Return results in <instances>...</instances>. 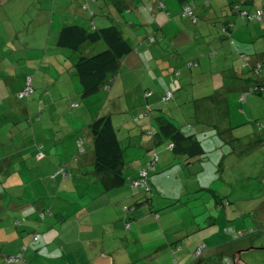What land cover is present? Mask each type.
<instances>
[{
	"label": "rangeland",
	"instance_id": "obj_1",
	"mask_svg": "<svg viewBox=\"0 0 264 264\" xmlns=\"http://www.w3.org/2000/svg\"><path fill=\"white\" fill-rule=\"evenodd\" d=\"M147 1L150 13L146 19L137 23L135 29H141L147 39L156 38V43H150L143 49L135 45L131 53L121 59L115 80L109 84L110 89L103 87L87 99L83 98L84 90L72 61L74 55L78 57L84 54V49H56L62 51L58 55L51 44H38L44 30L39 29L37 34H32L30 28L38 24L35 9L40 6L39 2L29 0L24 5H15L13 2L0 5V14L6 13L3 17L9 25L4 26V22H0V62L5 60V66L0 69V107L8 110L7 114L0 115V209L13 204L25 206L24 210L17 213L7 209L4 216L0 214V264H24L8 262L6 258L17 256L26 247L28 250L24 254V261L27 264H95L96 259L92 263V256L97 251L106 254L97 264L135 263L140 259L137 258L138 251L144 247L157 248V245L149 246L151 241L154 240L152 243L155 244H160L159 241L173 242L175 233L186 235L193 230L194 227L189 230L191 225H200V230L197 226V231H206L205 227L211 223L212 217L214 221L222 215L221 221L224 222L226 211L233 218L229 223L226 220L225 225H231L237 232L253 231V234L241 238L237 244L264 248V147L255 139L258 136L257 130H263L264 127V96L250 94L245 102L239 98L248 88L255 86V82L250 84L252 81H244L246 89L241 94L238 90L229 94L231 113L228 116L224 119L219 116V121L212 126L202 120L198 140L203 145L204 155L199 156L200 161L195 162L200 166V162L210 160L206 164L202 163L206 166L203 175L194 171L190 173L186 168H174L178 163L180 165V161L183 162L181 157L175 159L174 167L161 169L160 163L156 165V171L151 172L150 182L152 181L154 189L149 194L145 192L151 200H147L140 209L144 208L142 213L146 211L149 214L153 209L161 218L159 223L148 220L149 225L143 235L151 239L148 244H129L123 242L125 237L121 239L117 234L112 236L117 237L116 242L111 243L110 234L106 235L103 243L101 241L104 234L101 232L95 239L92 230H80L79 225L84 222L90 225L96 223V215L91 214L100 200L97 178L91 164V123L99 117L110 115L126 151L127 161L133 159L134 155L142 160L147 153L141 150L145 143L141 139L143 136H146L145 139L151 138V134H145L141 129L146 120L154 122V131L157 125L154 117L160 112L169 114L173 122L185 132L187 123L195 125V120H190V113L195 111L199 103L193 98L192 87L183 89L182 79L188 78L190 82L191 73L196 72L198 75L204 69L210 72L207 75L217 72L225 75V68L221 69L219 65L218 43L203 47L206 39L194 41V38L175 46L173 35L160 38L154 36L159 22L151 12L158 13V10L154 8V1ZM263 1L260 0L262 8ZM99 15H96L98 19ZM109 16V20L116 23L118 17ZM31 18L36 20L31 21ZM59 19L58 16H53L56 25ZM209 19L211 17L206 15L196 25L182 17L176 21L180 28L191 29L197 37L201 36L200 31L205 25L220 34L222 23L218 20L210 22ZM213 23L216 25L212 26ZM34 41L36 43L33 46ZM94 48L95 53L105 50L100 44ZM205 49H208L206 54ZM210 51L213 56H210ZM195 59L200 66L198 70L192 71L187 65L189 61L195 62ZM6 67H9L8 72H5ZM179 69L183 72L181 77L175 75ZM249 70L250 68L246 69ZM170 72L172 76H169ZM5 73L12 75L9 82H6ZM27 74L34 76L35 93L28 99L19 100L16 89L21 78ZM249 74L251 75L250 72ZM169 80V86L178 93L170 103L159 101L152 107L145 97H139L143 90L141 81L146 84L148 91H154L160 85H166ZM224 80L225 87L240 84L236 79L226 76ZM199 82L202 84L200 87L205 90L214 84L212 78L206 77ZM194 83L197 85V81ZM203 101L209 103V99ZM23 110L29 111L28 114ZM220 134L222 138H228V144L218 142L221 140ZM81 141L82 147L79 146ZM171 154L173 158L177 156L175 153ZM215 166L219 170L218 176H212ZM225 168L227 171L223 174ZM222 201L223 205L220 204ZM132 202L111 206L113 211L110 216L114 217L124 205L130 206ZM8 214L12 215L11 219L5 218ZM17 221L19 226H16ZM120 227L123 231L121 236L137 235L136 238H139V230L135 228L138 233L134 232L135 229L130 231L128 221L123 222ZM223 233L225 234L224 230ZM35 236L38 240L32 241ZM225 236L231 240L230 236ZM199 238L197 233L196 239ZM98 241L99 243H95ZM233 254L234 250L228 253L231 257ZM244 256L245 261L250 259L253 264H264L263 250L248 252ZM142 261L137 264L145 263V260ZM154 263L156 262L152 264Z\"/></svg>",
	"mask_w": 264,
	"mask_h": 264
},
{
	"label": "crops",
	"instance_id": "obj_2",
	"mask_svg": "<svg viewBox=\"0 0 264 264\" xmlns=\"http://www.w3.org/2000/svg\"><path fill=\"white\" fill-rule=\"evenodd\" d=\"M28 1L29 0H0V5L8 4L10 2L15 3V5L17 4L24 5L27 4ZM149 1H154L155 3L154 8L158 10V13L151 12V14L152 15L154 14L153 16L159 22V26L155 31L154 36L160 38L161 36L165 37L166 35L169 34L173 35L175 46L180 45L183 41H192L194 38H195L194 41L200 40L201 38L206 39L203 43V47H207L208 45L211 46L210 44L218 43V45L220 46V52L218 56L220 57L219 65L221 66V69L222 67L225 68L224 76L229 77L230 79H236L237 82L240 83L239 84L240 86L236 84L230 86L226 85L225 87L226 81L224 80V76L222 75V73L219 72L214 73L213 75H207L210 72H208L206 69H204L203 73H199L198 75H196V72H194L193 74L190 72L191 77L187 74L190 78V82H188V78H185L182 79V83H183V89L186 87L187 88L192 87L193 98L195 101L199 103V106H196L197 108L195 109V111L193 113L192 112L190 113L191 114L190 120H195V125L190 122L187 123V131L185 132L183 129L178 127L173 122L169 114L167 115L165 113L160 112L157 117H154L156 124L158 125V126L156 125L155 127L156 130L154 131V122L152 120L151 122H149L146 119H143V121L146 120L145 124H143L141 128L143 133L145 132V134H151V138L148 139H145L146 136H143V138L141 137L142 138L141 140L145 142L141 150L143 151V153H147V155L142 160H138L135 157L136 155H134L135 158L133 157V159L127 161L126 151L124 152V162H125L124 169L128 182L120 187L114 186L112 184V178L109 174L106 173L99 176L94 170L93 173L97 178V183H98L97 189L100 191L99 193L100 200L98 201L99 204L96 205L91 215L95 214L97 217V221L93 225L92 224L90 225L89 223L83 221L84 224H80L79 226L82 232L84 231L91 232L92 230V233L94 234L93 237L95 239H96V235L100 234V232L104 234L101 241L103 243H105L106 241L105 239L106 235H110V234H111L110 236L111 243L117 241V237L115 238L112 237L115 236L116 234L119 235L121 239L125 237L123 242H128L129 244H139V243L141 244V242L142 244L143 242H147L148 244V242H150L151 239H149L147 235H146L147 238L143 237V235L146 232L147 226L149 225L148 220L150 219L153 221H157L159 223L161 216L159 213H156L153 209L151 214H149L146 211L142 213V211H144L145 209L144 208L140 209V207L143 204H145V202H147L148 200L147 194H145V192L142 190H137V191L133 190L131 187V181L132 179L138 176L141 169H143L145 162L152 157L153 153L159 156L158 164L162 163L161 169L167 168L168 170L171 168V166L174 167L173 165L175 159H180L181 157L183 162L180 161V165L178 163L174 168L176 169L186 168L189 169L190 173L194 171L202 175L206 170V166L204 167L202 163L206 164L207 161H210L209 159L200 162V166H197L195 161H200L199 156L190 157L187 153H184L183 151L181 152V154L179 153L177 154L168 148L170 139L167 138L166 135H164L163 133H160L159 131V128L161 126L160 124L164 120L163 118H166L167 120H171L179 128L180 132H182L183 134L188 136L195 134V138L196 140H198L199 135L201 134L200 127L203 126L201 123L202 120L208 122L209 126H212L213 123L219 121V116H223L224 119V117L228 116L231 113V109L229 107V102H228L229 94L234 93V91L236 90H238L239 94H241L244 91V89H246L243 86V83L245 81V75H246V81L250 77L249 74L250 70L246 71L247 68L244 67L245 65L243 59L239 55L241 53H247L252 55L254 60L261 61L264 63V15L261 21L249 22L243 16H240V14L231 11L230 8L233 3H238L240 7L245 11L255 12L259 9H263L262 8L263 6L262 7L260 6V0H245V1L243 0H149ZM35 2H39L40 6L39 7L37 6V9H35L37 11L35 17L38 20V24L30 28L32 30V34H37L36 32L39 29L44 30L42 31L43 36L40 38L41 40H39L38 44L44 43L47 46L51 44L53 50L58 55H61L60 53L62 52L58 50H65L58 47L60 32L63 27L68 25H77L88 31L100 30L112 25V26H116L120 30L124 39L129 43L131 48L137 45L139 49L140 48L143 49L146 46L150 45V41H149L150 37L147 39V37L142 33L141 29L138 30L135 29L137 23L142 22L144 19H146V17L150 13L147 0H53V1L35 0ZM31 4H33V2ZM45 4L46 7H44ZM160 4H163L162 9L159 7ZM263 4L264 1L262 2V5ZM50 5L52 6L51 8ZM185 6H190L192 8L194 15L197 16L196 21H194L190 17L183 16V8ZM5 14H6L5 12L2 15L0 14V22L3 21L4 26L5 25L9 26L4 21L3 16ZM97 14H100L98 16L99 19L96 17ZM109 14L116 15L118 17L116 23H112V21L109 20L110 19ZM54 15L60 18L59 23L57 25L56 23L53 22ZM206 15L209 18L211 17V19H209L210 22H217L218 20L220 23H222L223 27L219 28L220 34L213 32L210 26L205 25L202 28V31H200L201 36L198 35L197 37L195 33H192L191 29L180 28L178 22L176 21L178 18L182 17L184 19H188L191 24L196 25L200 22V19L205 17ZM94 17L96 18L93 20ZM36 19L31 18V21H35ZM251 23H257V24L252 25ZM215 25L216 23L212 24V26ZM223 28H227V29L223 31ZM35 43L36 41L32 43L33 46L35 45ZM98 44H100L102 47L107 49L106 43L104 41H100L97 44H86L82 47V49H80V51L84 49L85 53L83 55L91 56L95 54L94 47H96ZM207 51L208 49H205L204 53L206 54ZM210 54H213V52L210 51ZM80 56L81 55L75 57L74 55L72 60L74 67ZM194 61L195 62L193 63L189 61L187 68H190V70L192 69L198 70L200 63L199 61H197V59H195ZM190 64H194V65L190 66ZM3 66H5V60L0 62V69ZM10 66L16 69V67L13 64H11ZM239 67H242L244 70L240 69ZM5 69L7 70L5 72H8L9 67H6ZM210 69L212 70L213 67L211 66ZM236 71H238V73ZM182 74L183 72L181 71V69H179L178 73L175 75H180L179 77H181ZM11 76L12 75L10 74H6V76H4L6 77V82H9L11 80ZM26 76H30V74H27ZM169 76H172L171 72ZM32 77L34 80V76ZM61 77H63V75H61ZM205 77L210 79L212 78L214 82L213 86L209 87L206 90L205 88L200 87L202 84H199L200 79L204 81ZM258 78H260V81L264 84V69L259 73ZM25 79H26L25 76L21 78L18 89H16L17 93H19L22 90L25 84ZM61 79L62 78H60V80ZM195 81H197V85H195L194 83ZM0 82L2 81L0 80ZM169 83L170 80L167 81L166 85H160L158 89L156 88L154 91L153 90L148 91L146 84L143 81H141V86H143L142 87L143 90L141 93H139V97H142V99L145 97L148 104L152 107H154V105L159 101L163 103V97L167 92L173 93L172 100H174L175 96L178 95V93L177 92L175 93V91H173L172 87L169 86ZM252 83L254 82L252 81L250 84ZM109 84L107 85V87H105V89L106 88L110 89ZM148 92H151L150 95L147 94ZM47 94H49L48 91ZM239 98L241 101V97ZM204 99H209V103L206 104V102L203 101ZM245 101H247V99ZM23 111L27 114L29 112L26 110ZM7 113H8L7 109H3L2 107H0V115H5ZM197 115H199V118H196ZM204 115L206 116L205 119L203 118ZM140 123L141 122H139V124ZM257 133L258 136L255 139L257 142L261 141V146L264 147V127L263 130L258 129ZM223 137L224 138L221 137V140H219L218 142L224 145L228 144L229 141L228 138L225 136ZM184 146L189 147L190 144L186 142L184 143ZM201 146L203 147L202 144ZM171 153H175L177 156L173 158V156H171L172 155ZM230 160H232V157L230 158ZM91 164L94 166L93 159L91 161ZM262 165H263L262 168L264 170V164ZM218 171L219 170L215 166V172H213L212 176H218ZM226 171L227 169L225 168L223 174H226ZM155 188L157 187L155 186ZM153 189L154 187L152 188V190ZM213 193L215 194V192ZM131 201L133 202L130 206L124 205L123 209L119 210L116 213V215H114V217L110 216V214L113 211L111 210L112 208H110L111 206H117L122 202L131 203ZM220 204L223 205L224 202L222 201ZM24 208H25L24 205L13 204V205H9L8 207L5 205L0 209V214L4 216V212L7 209L10 210V212L17 213L20 212L21 210H24ZM125 208H128L130 210L126 211ZM102 211H107V213ZM222 217H223L222 215H219L218 220L214 219V221H213L214 217H212V220H210L211 223H209V225L205 227L207 229L206 231H197V226L199 228L198 230H200L199 227L200 225H195V226L191 225V228L189 230H191L193 227L194 228L191 232L189 231V233H187L186 235H184V233H179L178 235H176L177 233H175L173 242L171 241L170 243H168L167 241L166 242L159 241L158 243L160 244H155L152 243L154 240L151 241L149 246L157 245V248L152 249L151 247H144L143 250L141 249L142 251L140 250L141 252L140 251L137 252L138 253L137 258L140 259L135 263L131 262L129 264H137L139 261L142 260H145L144 261L145 263L143 264H152L153 262H156L154 264H176V263L195 264V260L193 259V252L195 249H197V247L201 245H204L207 248V251L203 259V263L205 264L216 263L220 257L224 255H228V253L231 252L232 250H234V254L237 253L238 249L243 245H241L240 243L237 244L239 240L233 241L227 239L225 234L223 233L224 228L227 226L225 225L226 220L229 223L230 220L233 218V216H231V214L227 213L226 211L225 212L226 220L224 222L221 221ZM5 218L11 219L12 215L8 214L5 216ZM127 221L128 223H130L131 226L130 231L136 228L137 230H139V234L141 237L139 236V238L137 239L136 238L138 237L137 235L134 236L130 235L128 237L126 235L123 236L120 235L123 232L120 226L123 222L126 223ZM16 226H19V221H17ZM108 228H114L117 230L111 231V230H107ZM136 229L134 232L138 233ZM197 233L200 235L199 239H196ZM32 241H34V237L32 238ZM19 242L20 239L18 243ZM95 243H99V241ZM144 246H146V244ZM23 247L24 246H22V249ZM123 248L125 253L126 252L125 246ZM27 250L28 249L20 253L22 254V258H23V261L20 262H23L24 264H27V261H24V254L27 252ZM139 255H142V257H138ZM105 256L106 254L103 253V251L101 254L98 253L97 251L94 254V256H92L93 257L92 263L94 262L95 259H96L95 264H97V262L98 263L101 262V260L104 259ZM130 256H131V252H130Z\"/></svg>",
	"mask_w": 264,
	"mask_h": 264
},
{
	"label": "trees",
	"instance_id": "obj_3",
	"mask_svg": "<svg viewBox=\"0 0 264 264\" xmlns=\"http://www.w3.org/2000/svg\"><path fill=\"white\" fill-rule=\"evenodd\" d=\"M236 7L239 8L238 12H235ZM230 8L231 11L237 14L239 13L241 14L243 11H245L240 7L238 3H233ZM259 10H264V8ZM195 18L197 20V16H195ZM261 20H253V21L248 20V21L254 22ZM226 29L227 28H223V31H225ZM100 41H104L106 43L107 49L99 53H95L91 56H84L82 54L75 65V69L77 71L80 84L82 85L84 90L83 98L91 97L92 95L98 93V91L101 88L107 87V85L110 82L114 81V77L117 74L118 69L120 67L121 59H123V57L131 53L132 48L129 45V43L124 39L120 30L116 26H112V25L94 31H88L77 25H68L63 27L60 32L58 47L61 49L80 51V49H82L84 45L97 44ZM149 41L150 43L154 44L156 42V38H150ZM239 56L243 59L245 65L244 67L250 68L251 71V72L249 71L251 73L250 77L247 79V81L246 80L245 81L247 83L248 81L255 82V86L248 88L247 91H245L243 94H245L246 99L247 96L250 94H258L263 96L264 84L260 81V78L258 77H259V73L264 69V63L261 61L254 60L253 56L247 53H241ZM194 64H190V66ZM163 103L165 102L163 101ZM163 119L164 120L160 124L161 126L159 128V131L160 133H163L164 135H166L167 138L170 139L168 148L171 144H173V148L171 149V151L177 154L178 153L181 154V152L183 151L184 153H187L190 157L204 155L203 147L201 146L199 141L196 140L195 134L189 136L185 135L182 132H180L179 128L171 120H167L166 118ZM90 134L92 136V142H93V161H94L95 172L99 176L106 173L109 174L112 178V184L114 186L120 187L125 185V183L128 182L124 169L125 150L119 139L118 130L113 123L112 117L109 115L95 119L90 125ZM186 142L190 144L189 147L184 146V143ZM258 143L261 144V141ZM154 155L157 154L155 153L152 154V157L145 162V165L143 169H141V171L146 169L147 163L153 159ZM158 162L155 164L154 169H151L149 171L148 181H147L149 185L148 191L140 187L133 188L132 186L134 180H137L139 178L141 171L139 172L138 176L132 179L131 181V187L133 190L136 191L142 190L144 192H147L148 194L150 191H152L153 186L152 183L150 182L151 179L150 174L155 170ZM148 200L150 201L151 198H148ZM35 237L36 240L34 241H37L38 238L37 236ZM26 249L27 248L23 249V251H25ZM19 255H21L22 257V254ZM15 257L8 256L6 260L8 262H16V263L23 261V258H21L18 261H9V258H15Z\"/></svg>",
	"mask_w": 264,
	"mask_h": 264
},
{
	"label": "built area",
	"instance_id": "obj_4",
	"mask_svg": "<svg viewBox=\"0 0 264 264\" xmlns=\"http://www.w3.org/2000/svg\"><path fill=\"white\" fill-rule=\"evenodd\" d=\"M159 7L162 9L163 4H160ZM238 9L239 8L236 7L235 12H238ZM240 15L243 16L244 18L250 20V21L261 20L263 15H264V10H257V11L252 12V13L247 12V11H243ZM183 16L190 17L194 21H196L195 15H194L193 10L190 6H185L183 8ZM151 41H154V40H151ZM34 92H35V90L33 87V77L27 76L25 85H24L22 91L18 94V98L20 100L28 99L31 96H33ZM172 98H173V93L167 92L165 94V96L163 97V101L165 103H168ZM245 99H246V96H245V94H243L241 96V101H244ZM79 146L80 147L82 146V141L79 143ZM169 148L172 149L173 144H171L169 146ZM158 160H159L158 156L154 155L153 159L147 163L146 169L141 171L139 178L137 180H134L133 185H132L133 188H139L140 187V188H143L144 190L148 191L149 185H148L147 181H148L149 171L151 169H154V166L158 162ZM61 171L64 172L63 170H61ZM125 210L128 211L129 209H125ZM224 232H225V234L230 236L231 240H233V241L240 240L241 238H244L250 234H253V231L236 232L232 227L225 228ZM34 240H36V237L34 238ZM206 251H207V248L204 245L197 247V249L195 250V264H205V263H203V259H204V255H205ZM21 258H22L21 255H19L15 258H9V261H18ZM207 264H234V260H233V256L231 257L229 255H224V256L220 257L216 263H207Z\"/></svg>",
	"mask_w": 264,
	"mask_h": 264
},
{
	"label": "water",
	"instance_id": "obj_5",
	"mask_svg": "<svg viewBox=\"0 0 264 264\" xmlns=\"http://www.w3.org/2000/svg\"><path fill=\"white\" fill-rule=\"evenodd\" d=\"M261 250L264 251V248L251 247V248H248L246 251H239V252L235 253L234 256H233L234 264H249L248 262L243 260V258H242L243 252H247L248 253V252H252V251H261Z\"/></svg>",
	"mask_w": 264,
	"mask_h": 264
},
{
	"label": "flooded vegetation",
	"instance_id": "obj_6",
	"mask_svg": "<svg viewBox=\"0 0 264 264\" xmlns=\"http://www.w3.org/2000/svg\"><path fill=\"white\" fill-rule=\"evenodd\" d=\"M248 248H249V247H248L247 245L244 244L243 246H241V247L238 249V252H239V251H246ZM245 254H247V252H243V254H242V258H243V260L246 259L245 256H244ZM246 262H248L249 264H253V263H252V260H250V259H247Z\"/></svg>",
	"mask_w": 264,
	"mask_h": 264
}]
</instances>
